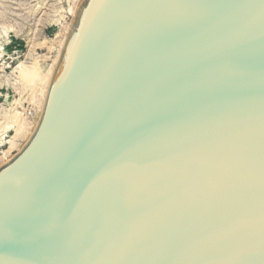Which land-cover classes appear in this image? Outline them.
<instances>
[{"label":"water","instance_id":"obj_1","mask_svg":"<svg viewBox=\"0 0 264 264\" xmlns=\"http://www.w3.org/2000/svg\"><path fill=\"white\" fill-rule=\"evenodd\" d=\"M0 264H264V0H85Z\"/></svg>","mask_w":264,"mask_h":264},{"label":"bare ground","instance_id":"obj_2","mask_svg":"<svg viewBox=\"0 0 264 264\" xmlns=\"http://www.w3.org/2000/svg\"><path fill=\"white\" fill-rule=\"evenodd\" d=\"M84 1L85 0L70 1L69 13L71 18L67 22L62 20L61 14H55L54 17H52L53 15H49V17H52L51 19L47 16V18L50 19V22L54 21L60 25L58 31L59 34L57 33L58 36L56 35L57 37L51 42V46H47L49 53L56 48V54L52 56L50 60H43V55L35 52L36 47L43 43L39 42L35 31L38 23L43 21V17H45L43 14H49V9H52V7L50 8L48 6V4H51H47V1L44 0L42 3L39 1L30 5L26 9L28 14L27 18L29 17L34 20V24L29 31L31 33V37L29 36L31 39L29 42L30 48L27 58L30 60V63L22 61L20 63L21 65L19 64L17 65L18 67H13L14 69L11 73L5 70V62L3 65L1 64L0 86L8 85L9 87H13L19 94H21L20 98H23L22 94H25L26 92L27 94L29 93V109H33L35 113L33 116H29L28 112L24 110L16 109L12 111L11 109V111H6L4 108L2 109L0 107L4 110L0 111V117L2 115L0 118V166L8 163L16 153H19L34 134L41 119L49 87L59 63L70 28H72L78 10ZM52 5L54 7L55 3H52ZM4 49L5 48L3 47L0 48V58L4 54ZM45 55L46 54H44V56ZM20 102L19 104H21ZM2 105L3 104L0 106Z\"/></svg>","mask_w":264,"mask_h":264},{"label":"rangeland","instance_id":"obj_3","mask_svg":"<svg viewBox=\"0 0 264 264\" xmlns=\"http://www.w3.org/2000/svg\"><path fill=\"white\" fill-rule=\"evenodd\" d=\"M39 1L42 3L44 0H0V48H5L4 54L0 58V65H3V63L5 62V70L9 73L13 72V67H18L17 65H19L22 61H27L28 63H30V60L27 58V54L30 48L29 42L31 39V33L29 31L31 26L34 24V20L29 17L27 18L28 14L26 12V9L30 5H33ZM46 1L47 4L50 3L51 5L52 3H55V6L53 7L54 4L52 6L48 4V6L50 8L52 7V9L47 8L49 9V14H43L45 16L43 17V21H41L37 25L35 32L37 34L39 42L43 43L39 44L36 47L35 52L43 55V60H50L52 56L56 54V48L49 53L48 45L51 46V42H53V40L58 36L57 33L60 28V25L57 22H50V19L54 17L55 14H61L62 20L64 22L69 21L71 18L69 13L71 0ZM49 15L53 16L49 17ZM47 16L50 19H48ZM44 54L46 55L44 56ZM26 94L27 92L25 94H22L23 98H20L21 94H19L13 87L2 85L0 86V105H3L0 107L2 109L4 108V110L6 111H11V109L12 111L16 109L24 110L28 112L29 116H33L35 111H33V109H29V93L27 95ZM19 102L21 104H19ZM1 108L0 111H4Z\"/></svg>","mask_w":264,"mask_h":264}]
</instances>
